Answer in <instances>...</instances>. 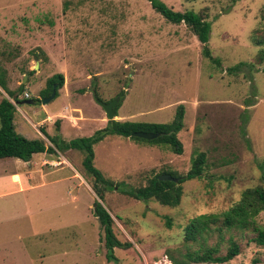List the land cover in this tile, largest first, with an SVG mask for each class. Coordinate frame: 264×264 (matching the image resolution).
Here are the masks:
<instances>
[{
    "label": "rangeland",
    "instance_id": "1",
    "mask_svg": "<svg viewBox=\"0 0 264 264\" xmlns=\"http://www.w3.org/2000/svg\"><path fill=\"white\" fill-rule=\"evenodd\" d=\"M160 1L210 24L207 48L217 65L202 56L184 24H169L145 0H0V69L9 91L21 87L13 115L17 134L38 139L32 125L47 115L38 126L47 135H55L57 121L64 142L90 137L107 121L92 91L102 103L122 93L114 121L167 124L178 105L184 113L176 133L180 155L115 135L92 147L93 167L119 192L167 175L162 172L182 176L194 152L205 157L201 177L181 183L179 204L169 208L115 190H104L101 202L79 151L51 154L57 164L32 173L33 182L40 178L45 185L30 192L29 214L18 217L17 204L0 206V264H172L170 258L182 261L206 247L223 255L229 240L239 253L225 264H264V246L251 241L250 229L217 223L193 242L182 240L191 218L220 214L244 189L264 188V0ZM58 74L57 97L41 105L39 91ZM0 96L7 98L1 89ZM34 99L39 102H29ZM93 201L111 216L116 239L131 244L113 250L115 263L105 260ZM254 222L264 231V211Z\"/></svg>",
    "mask_w": 264,
    "mask_h": 264
},
{
    "label": "trees",
    "instance_id": "2",
    "mask_svg": "<svg viewBox=\"0 0 264 264\" xmlns=\"http://www.w3.org/2000/svg\"><path fill=\"white\" fill-rule=\"evenodd\" d=\"M150 8L162 17L163 20L169 24L178 25L184 24L197 42L202 46L201 54L210 62L217 65V61L210 58L207 42L210 33V24L203 21L197 14L186 11L183 13L173 12L166 7L160 0H145ZM237 66L228 69L229 73L235 72ZM5 72L0 69V89L7 95V98L0 96V159L13 158L22 162H27L34 154L46 153L56 154L62 149L77 150L82 154L81 165L84 173L90 177V189L95 196L102 202V192L118 191V187L102 178L100 173L93 167V151L92 147L102 141L105 137L115 135L123 138H129L134 141L146 142L152 145H162L167 147L174 155L182 153V147L176 133L182 128L183 107L178 105L174 117L170 123H137L129 121H114L107 120L104 127L95 131L90 137H83L64 142L58 133V122L53 123L55 128V135L50 136L39 128V133L47 140L48 145L42 140H28L17 134L13 126V115L18 101L17 96L21 92V87H18L17 93L9 91L4 80ZM63 79L61 75H54L45 81V87L39 91V98L43 99L50 95L52 86L54 85L55 94L57 97V90L62 87ZM94 100H98L94 91H92ZM118 104L112 110L113 116H116V111L122 100V93L117 96ZM26 101L25 99L23 102ZM30 103H38L39 99L29 100ZM134 132H142L149 134H157L158 137L151 141H144L138 138L130 137ZM205 164V157L203 153L194 152L191 160L189 170L182 176H177L173 173H164L172 178L178 179L177 183L169 181L157 180L158 175L150 178L144 186L137 188H130L129 190H121L119 193L126 197L145 203L147 201H154L160 206L174 208L179 204L181 196L180 184L198 179L201 177ZM261 179L264 180V162L259 166ZM116 187V189H114ZM264 211V188L256 186L253 188L244 189L239 201L233 205L229 210L217 215H198L191 218L182 230L183 242H193L202 231L215 224L219 227L231 229L239 227L240 229H250L255 233L252 242L258 246H264V231L259 229L254 222L258 213ZM92 215L96 219L98 226L102 232V245L105 249V260L107 262H116L113 255L114 249H126L131 246L130 243L119 242L112 230L113 221L107 210L98 201L92 203ZM165 225L168 227L169 219H166ZM211 228V227H210ZM239 253L238 245L229 240V245L223 255L218 254L215 247H206L202 252L186 253L182 257V261L171 259L172 264H225L232 260ZM256 260L252 259L250 264H255Z\"/></svg>",
    "mask_w": 264,
    "mask_h": 264
},
{
    "label": "crops",
    "instance_id": "3",
    "mask_svg": "<svg viewBox=\"0 0 264 264\" xmlns=\"http://www.w3.org/2000/svg\"><path fill=\"white\" fill-rule=\"evenodd\" d=\"M48 118L49 116L46 115L44 120H40L37 124L32 125L33 128L38 131L40 128L38 126H40L41 123ZM37 133L39 135L38 140H42L44 142L45 139L42 138L43 136L39 133V131ZM35 155L36 154L32 155L27 162H22L13 158L0 159V206L5 207L4 204L15 206V204H17L21 207V212H17L18 217L22 215L25 217V215L27 216L29 214L30 203H28V197L30 192L45 185L41 182L40 178H38V182H33L32 173L37 171L36 173L40 175L44 170L52 169L46 167L50 166L49 164H57L56 161H54L55 159H53L54 156L46 153V156L44 155L45 158L40 159L37 164H31V158ZM59 166L61 165H57L54 169H57Z\"/></svg>",
    "mask_w": 264,
    "mask_h": 264
},
{
    "label": "water",
    "instance_id": "4",
    "mask_svg": "<svg viewBox=\"0 0 264 264\" xmlns=\"http://www.w3.org/2000/svg\"><path fill=\"white\" fill-rule=\"evenodd\" d=\"M54 85L52 86V90L51 93L48 97L42 99L41 101V105H45L46 103H48L50 100H52L54 98V94H55V89H54ZM118 99H113L112 101L108 102V103H102L99 100H95L96 104L98 106L101 107V109L103 110L107 120H113L114 116L112 113V110L114 108V106L116 105ZM130 137H134V138H138L144 141H151L154 140L158 137L157 134H149V133H142V132H134L132 134H130ZM157 180L159 181H169V182H173V183H177V179L176 178H172L169 175H160L157 177Z\"/></svg>",
    "mask_w": 264,
    "mask_h": 264
},
{
    "label": "built area",
    "instance_id": "5",
    "mask_svg": "<svg viewBox=\"0 0 264 264\" xmlns=\"http://www.w3.org/2000/svg\"><path fill=\"white\" fill-rule=\"evenodd\" d=\"M28 97V95L27 94H24V98H27Z\"/></svg>",
    "mask_w": 264,
    "mask_h": 264
}]
</instances>
